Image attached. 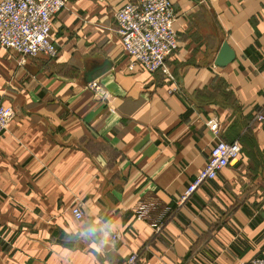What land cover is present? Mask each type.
Masks as SVG:
<instances>
[{
	"label": "crops",
	"instance_id": "obj_1",
	"mask_svg": "<svg viewBox=\"0 0 264 264\" xmlns=\"http://www.w3.org/2000/svg\"><path fill=\"white\" fill-rule=\"evenodd\" d=\"M127 1L66 0L50 30L56 58L21 62L0 47V103L14 110L0 139V264L264 258V121L253 120L264 0H171L168 74L127 68L114 19ZM224 42L235 56L219 67ZM210 118L240 153L181 203L207 162Z\"/></svg>",
	"mask_w": 264,
	"mask_h": 264
},
{
	"label": "built area",
	"instance_id": "obj_2",
	"mask_svg": "<svg viewBox=\"0 0 264 264\" xmlns=\"http://www.w3.org/2000/svg\"><path fill=\"white\" fill-rule=\"evenodd\" d=\"M66 0H0V47L16 53L21 62L26 57L43 55L56 58L58 49L51 39L53 17L65 6ZM174 10L171 0H130L120 6L114 15L117 34L124 52L129 58L127 68L136 67L153 73L168 74L165 60L177 48V36L173 29ZM88 87L105 98L106 93L92 80ZM264 100V93H263ZM14 116L10 105L0 103V139ZM257 121L264 120L263 109L255 113ZM206 125L212 131L214 140L204 167L183 191L179 202H185L205 181L217 177L240 153L237 141L226 142L219 138L218 121L210 118ZM73 216H83L79 205L71 206ZM146 207L137 209L142 217ZM158 229V227H156ZM125 264H138L137 252H132ZM244 264H264V258L256 257Z\"/></svg>",
	"mask_w": 264,
	"mask_h": 264
},
{
	"label": "water",
	"instance_id": "obj_3",
	"mask_svg": "<svg viewBox=\"0 0 264 264\" xmlns=\"http://www.w3.org/2000/svg\"><path fill=\"white\" fill-rule=\"evenodd\" d=\"M234 56L235 55L233 50L228 46L226 42H224L220 47L214 64L219 67L225 66L234 59Z\"/></svg>",
	"mask_w": 264,
	"mask_h": 264
},
{
	"label": "rangeland",
	"instance_id": "obj_4",
	"mask_svg": "<svg viewBox=\"0 0 264 264\" xmlns=\"http://www.w3.org/2000/svg\"><path fill=\"white\" fill-rule=\"evenodd\" d=\"M216 119V118H215ZM217 120V119H216ZM253 120L255 121V122H260V121H257V119H256V116L254 115L253 116ZM264 121V120H263ZM263 121H261V122H263Z\"/></svg>",
	"mask_w": 264,
	"mask_h": 264
}]
</instances>
